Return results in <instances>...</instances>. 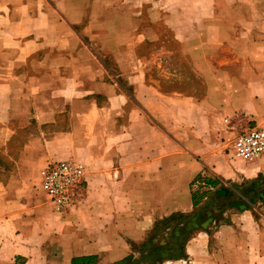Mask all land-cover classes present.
<instances>
[{"label":"crops","instance_id":"crops-1","mask_svg":"<svg viewBox=\"0 0 264 264\" xmlns=\"http://www.w3.org/2000/svg\"><path fill=\"white\" fill-rule=\"evenodd\" d=\"M260 118L264 0H0V264H114L177 212L163 264H264V195L239 188L264 155L231 131ZM57 160L87 181L64 213L36 194Z\"/></svg>","mask_w":264,"mask_h":264},{"label":"rangeland","instance_id":"rangeland-1","mask_svg":"<svg viewBox=\"0 0 264 264\" xmlns=\"http://www.w3.org/2000/svg\"><path fill=\"white\" fill-rule=\"evenodd\" d=\"M10 1V0H8ZM15 13V12H14ZM93 47H96L94 43H91ZM106 59H109L107 55ZM248 127H260L264 128V118L255 120V122L249 123L244 122L238 125H232L231 131L233 132L232 137H236L242 130ZM236 138L232 139L233 141ZM230 148L226 149V152L230 155ZM35 163V160L33 161ZM41 172V171H40ZM41 177L39 176V181ZM204 180L201 179L200 182H195L193 186V193L195 197L198 199L200 194L199 192V184L203 183ZM262 183H264V177L260 176L255 181H250L243 183L239 188L243 194H249L255 197L253 202H258L260 197L264 194V189H262ZM40 182L36 185L38 188L36 194L43 200L44 206H46L44 193L40 191ZM126 188V187H125ZM210 191V190H209ZM209 191H204V196H206V202L203 206L204 209H209L211 206L215 207L213 192L209 194ZM234 201L224 202L222 204V208H226L233 205ZM78 207V206H77ZM203 210V209H202ZM202 210H199L200 212ZM194 212L192 213H181L177 212L176 216L173 217H164L157 221L151 230L149 231L148 235L143 241L139 243L132 244L133 253L131 256L122 264H163L167 261L168 258H177L181 255L180 253V246L185 244L186 239L192 234L194 231V222L195 217L193 216Z\"/></svg>","mask_w":264,"mask_h":264},{"label":"built area","instance_id":"built-area-1","mask_svg":"<svg viewBox=\"0 0 264 264\" xmlns=\"http://www.w3.org/2000/svg\"><path fill=\"white\" fill-rule=\"evenodd\" d=\"M250 123V122H249ZM264 155V128L248 127L236 137L232 156L254 161ZM40 188L57 213L75 207L86 193L85 167L73 160L49 161L40 172Z\"/></svg>","mask_w":264,"mask_h":264},{"label":"trees","instance_id":"trees-1","mask_svg":"<svg viewBox=\"0 0 264 264\" xmlns=\"http://www.w3.org/2000/svg\"><path fill=\"white\" fill-rule=\"evenodd\" d=\"M173 216H176V213L170 215V217H173ZM183 247L184 245H181L180 246V253L182 254V251H183ZM170 259V258H168ZM127 259L123 260V261H120V262H117V263H114V264H122L123 262H125ZM72 264H77L76 260H72Z\"/></svg>","mask_w":264,"mask_h":264}]
</instances>
